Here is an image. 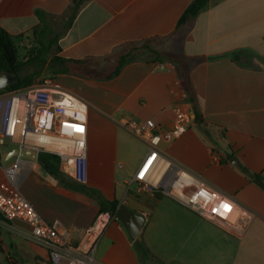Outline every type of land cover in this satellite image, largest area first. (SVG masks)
Segmentation results:
<instances>
[{"label":"crops","instance_id":"crops-1","mask_svg":"<svg viewBox=\"0 0 264 264\" xmlns=\"http://www.w3.org/2000/svg\"><path fill=\"white\" fill-rule=\"evenodd\" d=\"M192 1L0 0V28L13 36L32 37L38 12L49 31L61 22L54 55L70 72L57 74L54 86L88 107L89 183L78 185L61 164L57 179L38 158H24L22 194L47 222L68 228L74 244L100 212H109L100 200L145 219L138 241L115 215L98 246L100 264H264V191L243 172L264 180V0H211L176 40ZM170 38L173 55L148 46ZM136 52L142 56L119 76L102 79L119 56ZM177 108L189 113V125L173 141L162 140L160 151L252 216L241 236L170 197L136 193L132 180L149 146L123 120H153L170 130ZM27 228L0 217V264H50L46 249L16 231ZM138 244L149 252L146 261Z\"/></svg>","mask_w":264,"mask_h":264},{"label":"built area","instance_id":"built-area-1","mask_svg":"<svg viewBox=\"0 0 264 264\" xmlns=\"http://www.w3.org/2000/svg\"><path fill=\"white\" fill-rule=\"evenodd\" d=\"M7 89L0 91V148L14 144L20 151L37 156L43 152L58 156L62 172L77 184L87 185V105L56 88L51 81L23 89ZM189 122V113L180 108L175 111L170 130H163L153 120H123V126L149 146L132 180L136 193L170 197L203 220L241 236L252 216L238 208L232 198L160 151L162 140L173 141L184 134ZM23 159L16 158L10 167L2 169L0 217L8 223L26 224V230L16 231L23 239L46 249L50 264H100L96 259L98 246L115 216L100 212L80 242L74 244L68 228L58 220L47 222L22 194L20 187L26 172Z\"/></svg>","mask_w":264,"mask_h":264},{"label":"trees","instance_id":"trees-1","mask_svg":"<svg viewBox=\"0 0 264 264\" xmlns=\"http://www.w3.org/2000/svg\"><path fill=\"white\" fill-rule=\"evenodd\" d=\"M210 1L211 0H193L180 17L176 31L173 33L172 37H176V40L180 39L185 31L191 26L194 18H196L198 14L208 6ZM38 16L40 18V25L34 28L31 32L37 41V46L33 48L31 55L29 54L26 61L20 59L19 50V43L25 36H13L0 28V72H12L17 74V76L20 78L18 83L7 90L23 89L33 86L36 79L41 74V69L47 65V59L49 56H51L50 60L52 61V64L58 67L57 69L52 70L54 75L70 72L64 68L66 66L65 64L68 62L54 55L56 51H61V49L57 46L56 39L47 41L49 28L46 23H44L41 13L38 12ZM73 19L74 16H72L69 20L68 27L71 26ZM146 43L147 42H145L141 47L135 46L132 48V50L138 51L139 49L147 47ZM54 46L57 47L56 50L52 52ZM132 61H134V55L132 56L131 54H125L123 56H119V58L116 60V65L102 79H114L115 77L119 76L124 67ZM1 156L2 155L0 154V159ZM38 162L51 176L57 179L62 178L63 174L60 171L61 160L58 156L46 152L39 153ZM243 172L250 178H259L257 175L252 176L246 169H243ZM156 196L159 198L164 197L160 193H156ZM100 204L105 210H109V212L104 213L115 216L116 210L118 209V203L116 201L111 202L100 200ZM138 249L142 260L146 261L149 258V252L143 248L141 244H138Z\"/></svg>","mask_w":264,"mask_h":264},{"label":"rangeland","instance_id":"rangeland-1","mask_svg":"<svg viewBox=\"0 0 264 264\" xmlns=\"http://www.w3.org/2000/svg\"><path fill=\"white\" fill-rule=\"evenodd\" d=\"M61 23V22H60ZM57 20H54L51 24L50 27V31L48 33V39L52 40L55 38V36H57L59 33H61L63 31V25H61ZM174 40L175 38H170L166 41H162V40H157V41H153L150 42L148 46H151L152 48H156L157 50H160V52L162 54L165 55H173L174 54ZM37 46V41L35 39V37L32 35V37H27L25 39H23L20 43H19V50H20V59L23 61H26V59L28 58L29 54L31 55V51L33 50L34 47ZM57 46H54L52 49V52H54L56 50ZM149 52V56H152L153 54ZM141 55V53L136 52V54L134 55V57L139 58ZM51 56L48 57L47 59V65L41 69V74L40 76H38V78L36 79L35 83L33 86H37V85H41L43 84L45 81H51L53 85H55L54 83V78L56 77V75H54L52 73V70L57 69L58 67L54 66L52 64V61L50 60ZM111 71V70H110ZM91 75H96V73H91ZM17 146L14 144H7L5 147L0 148V154L2 155L3 152H9L11 150L16 149ZM2 159V157H1ZM0 159V168L2 169H6L8 167H10L13 163L16 162V158H12L11 160H9L10 158H7V160H9L6 163H2V160ZM4 176V173H3Z\"/></svg>","mask_w":264,"mask_h":264},{"label":"water","instance_id":"water-1","mask_svg":"<svg viewBox=\"0 0 264 264\" xmlns=\"http://www.w3.org/2000/svg\"><path fill=\"white\" fill-rule=\"evenodd\" d=\"M20 78L17 74L2 71L0 72V91L5 90L14 86ZM2 163H6L12 158H29V159H37L38 156L32 152L20 151L18 148L11 150L9 152H4L2 154ZM7 158H10L6 161ZM255 184L264 191V180L257 178L254 180ZM116 217L120 221V223L124 226L127 230L129 236L134 240H141V231L143 229L145 219L140 215L132 210H130L125 205L118 207L116 210Z\"/></svg>","mask_w":264,"mask_h":264}]
</instances>
